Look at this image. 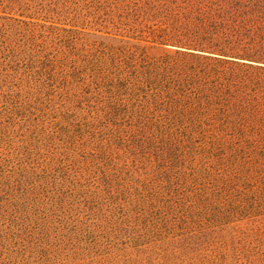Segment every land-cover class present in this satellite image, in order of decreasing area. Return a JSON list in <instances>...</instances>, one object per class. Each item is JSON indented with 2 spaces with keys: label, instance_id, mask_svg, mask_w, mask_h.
Returning <instances> with one entry per match:
<instances>
[{
  "label": "trees",
  "instance_id": "1",
  "mask_svg": "<svg viewBox=\"0 0 264 264\" xmlns=\"http://www.w3.org/2000/svg\"><path fill=\"white\" fill-rule=\"evenodd\" d=\"M189 1L177 46L133 44L156 8L148 0H0V264L122 237L97 184L139 173L131 148L115 155L126 132L140 148L141 127L264 147V0ZM92 23L117 33H88Z\"/></svg>",
  "mask_w": 264,
  "mask_h": 264
},
{
  "label": "rangeland",
  "instance_id": "2",
  "mask_svg": "<svg viewBox=\"0 0 264 264\" xmlns=\"http://www.w3.org/2000/svg\"><path fill=\"white\" fill-rule=\"evenodd\" d=\"M148 1L156 8L144 32L136 33L142 41L133 40V44L151 45L161 36L179 46V41L186 40L185 15L194 1ZM90 26L88 33L97 29L117 33L107 23ZM117 27L124 35L131 29ZM145 129L141 127L147 137L143 148L126 132L123 138L128 147L124 143L115 152L123 156L131 148L128 165L136 164L139 173L97 184L108 201L107 213L124 220L122 237L116 239L110 232L103 238L93 236L76 254L75 250L59 252L60 259L41 246L27 253L26 264H264V147H211L198 136L189 142L188 132L176 127L163 134ZM138 180L140 184L134 183Z\"/></svg>",
  "mask_w": 264,
  "mask_h": 264
}]
</instances>
